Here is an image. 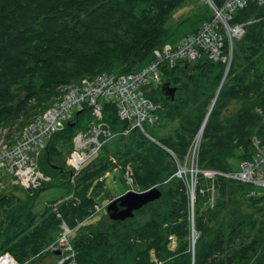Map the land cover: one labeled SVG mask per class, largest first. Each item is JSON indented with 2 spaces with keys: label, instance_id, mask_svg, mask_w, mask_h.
I'll list each match as a JSON object with an SVG mask.
<instances>
[{
  "label": "trees",
  "instance_id": "1",
  "mask_svg": "<svg viewBox=\"0 0 264 264\" xmlns=\"http://www.w3.org/2000/svg\"><path fill=\"white\" fill-rule=\"evenodd\" d=\"M186 1L192 0H0V131L5 132L4 141L12 143L14 132H21L66 87L79 84L82 78L128 74L145 67L153 51L169 43L170 29L180 25H168L170 14ZM210 1L219 6L223 0ZM230 24L240 25L243 34L232 42L226 73L224 63L206 56L172 68L161 65V86L167 83L174 88V99L167 101L161 86L149 87L145 94L159 105L158 120L147 129L161 147L139 130L125 133L127 124L118 118L114 104L103 102L104 122L111 134L119 135L100 138L104 144L98 155L73 176L71 184L69 174L54 167L66 155L63 152L72 151L76 126L92 120L89 110L79 113L74 127L66 126L49 138L43 163L61 176L68 175L63 184L70 187L73 199L35 213L14 194H0V256L8 253L18 264L30 258L27 264H46L41 253L54 241L62 220L68 227L77 226L98 202L112 199L106 181L117 168L122 182L128 172L138 192L155 187L161 197L134 211L132 218L111 221L106 215L81 227L71 242L76 264H148L150 250L164 264H264V195L244 197L252 187L221 175L202 178L195 186V206L203 198L201 192L212 186L216 196L212 209L197 217L193 250L183 246L175 257L167 251L168 234L182 227L188 215L187 188L174 176V166L165 161L164 148L179 157L184 154L190 143L187 134L195 136L218 87L217 100L202 129L200 168L233 172L231 163L252 158V139L264 144V1L248 0L234 12ZM228 51L226 42L223 52ZM230 101H239L241 106L223 116ZM173 121L179 122L176 129L170 127ZM239 147H244V154L234 156ZM110 151H114V162L106 157ZM127 187L124 191L131 188ZM34 194V190L25 192L29 200Z\"/></svg>",
  "mask_w": 264,
  "mask_h": 264
},
{
  "label": "built area",
  "instance_id": "2",
  "mask_svg": "<svg viewBox=\"0 0 264 264\" xmlns=\"http://www.w3.org/2000/svg\"><path fill=\"white\" fill-rule=\"evenodd\" d=\"M247 1L223 0L219 6L209 2L211 17L208 20L193 34L185 36L176 44L155 49L152 61L136 72L120 75L102 73L66 87L63 94L37 115L12 143H6L2 139V144L6 145L0 150V175L20 180L27 190L40 185V180L47 179L37 171V151L53 134L64 129L76 113L85 109L89 110L91 116L101 117L103 102L114 104L118 118L127 124V132L143 131L144 126L155 124L159 105L145 94L149 87L161 86V65L172 68L183 61H194L203 53L214 61H225L227 57L223 58L226 55L223 52L225 43L222 31L230 33L229 36L233 35L236 39L242 36V27L230 24V20L234 12L244 7ZM263 1L257 0L259 4ZM231 42H227L229 51L232 50ZM108 136L110 133L105 132L101 125H94L87 133L76 134L68 158L72 177L79 172L82 164L92 161L98 155L104 143L100 138ZM253 148L252 158L241 162L238 170L230 173L210 172L211 177L221 175L264 194V144L254 140ZM196 150L197 147H194L193 154ZM127 174L128 172L125 173ZM3 187V184L0 185V192Z\"/></svg>",
  "mask_w": 264,
  "mask_h": 264
},
{
  "label": "rangeland",
  "instance_id": "3",
  "mask_svg": "<svg viewBox=\"0 0 264 264\" xmlns=\"http://www.w3.org/2000/svg\"><path fill=\"white\" fill-rule=\"evenodd\" d=\"M209 2L211 1L210 0L186 1L184 2V4L180 5V7L175 9L170 14V20L168 22V25L169 26H175L177 24H180V25L173 29H170L169 33H172V36L168 40L169 43L166 44L165 46H168L174 42L176 44L178 40L184 35L187 36L188 34L194 33V31L197 30L201 26V24L204 22L203 20L204 18L209 19V17H211V7H210ZM229 34L230 33L225 32L224 30L222 31L223 43L231 42V41L233 42V40H236V38H233V35L229 36ZM231 38H233V40H231ZM232 42H231V46L233 47ZM232 55L233 53L231 50V51H228L226 56H223V58L227 57L231 61ZM201 56H206L207 59L212 62L224 63L225 73L230 67V62L227 58L224 59L225 61L221 59L214 61L213 59L209 58L204 53L201 54L199 57ZM183 62H188V61H183ZM90 78L91 77H85V78H82L81 81L84 79H90ZM219 90H220V87L217 88L215 95H213V97L210 98L208 104L206 105L205 107L206 116L209 115V113L211 112L214 102L215 100H217L215 98ZM240 106H241V102L239 101L228 102L226 106L223 108V112H224L223 116L236 112L240 108ZM91 117H92V120L90 122H89V119L87 118V121H84L76 126L78 130V131L76 130L77 134L83 133V132L87 133L90 130V128L93 127L94 125H101L102 128L105 130V132L110 133V131L108 130L107 124L104 122V118L102 117V114H101V117H97L93 115ZM204 119L199 125L200 127L198 131L195 133V136H191L190 134H187L186 139H188L190 143L187 146V149L184 152V154L181 156L183 157L182 159H180L181 157L177 156L172 150L164 148V152L168 155V158H166L165 161L168 162L171 166H174L175 168L174 176L182 180L183 184L187 188L186 189V192H187L186 210H187L188 216L185 219L186 223L185 224L182 223L183 224L182 227H179L176 232L172 234H168L169 241L167 244V251L173 254V257L177 256L176 252L179 249H181L183 246H186V250L188 251L193 250V246L197 238V233L195 232L196 224L198 222L197 217L200 215H205L206 213H208L209 209H212L211 207L213 205V200L216 196V192L212 186L209 189H207L205 192H201L202 194H204L202 196L203 197L202 199L199 198L201 202L198 203L196 206L194 204L195 202L194 191H195V186L198 184V181L201 180L202 178L212 179L211 174H210L211 171L206 170V169H201L200 165L198 164L199 155L201 151L200 145H201V142L203 141L202 131L200 133L199 131L201 128L203 129L206 123V122L204 123ZM178 125H179V122L173 121V123L170 124V127L176 129ZM27 126L28 125H26L25 127ZM150 126L152 127L153 125H150ZM147 127L149 126H144L143 131L139 130V132L142 134L144 138L149 140L151 143L154 142V144L161 147V144L157 140H155L152 136L149 135L148 130L150 128L147 129ZM14 133L13 134L15 135V137H17L20 132L19 133L14 132ZM125 133H128V132L126 131ZM113 135L115 137L116 135H119V134L112 133L110 136L107 137V139L110 140L114 138ZM4 137H5V132L4 130H1L0 131V150L2 146L6 145L5 143L2 144V139L4 140ZM116 140L117 138L113 139V141H116ZM254 140H257V139L255 138L252 139V147H253ZM46 144L44 143V146L37 151L36 164H37V171L42 176L45 175V178L47 180L45 181L40 180V185L43 182H45L42 185V187L38 185L34 188L33 187L30 188V192H32V190H34L35 192V194L33 195L34 197H32V199L29 200V198L26 197L25 192H28V193L30 192L23 186L20 180L17 179L16 181V179L11 176L0 175V185L2 184L4 185L0 194L6 193L7 191L9 193L14 194L18 198H20V200H23L24 202L28 203L27 204L28 208L32 206L33 207L32 211L35 213H43L44 209L47 206H51L55 208L61 201H67V200L73 199V192L69 191L70 187H67L63 184L65 181H67L68 175L61 176L58 172L52 171V168L46 167V165L43 163L46 159L45 150H44V148L46 147ZM194 147H197V150L193 154ZM113 152L114 151L112 152L110 151L106 157L112 158L111 160L114 162L115 154ZM235 152L236 153L234 156H239L241 154L243 155L244 147H239L238 149L235 150ZM70 154H71V150L68 153L63 152V156L65 155L64 158L62 157V160L57 163V167H54V168L57 169L58 167H61L60 171L63 174L67 172L69 174L70 183L72 184L73 177L71 176V172H70V167H69L70 164H68V158L70 157ZM90 162L91 160H88L84 164H82L79 168V171L81 168L85 167ZM113 165L115 166V163ZM231 165L233 166L234 169L236 170L239 169V164L231 163ZM114 169H117V168H114ZM114 169H113L114 172L108 175L107 181H106V186L110 192V195L112 194L113 196L112 199L116 196L122 195L125 192L124 190H126L127 185L130 186L131 188L129 189L133 191H136V192L140 191L138 186H135V184H133V177L130 176V173L124 176L125 177L124 178L125 183H124L118 178V172H117L118 170H114ZM49 187L50 189L46 191H43V190L41 192L39 191L40 188H49ZM191 192L193 193L192 200L190 199ZM258 194L264 195L262 192L258 190L251 189L250 192L249 190L248 192H244V197H250L252 195H258ZM109 201L110 200H105L103 201V203L98 202L97 203L98 205L95 206L92 214H90V216L88 218H85L82 222H79L77 226H74L72 228L68 227V225L62 220L59 224V231L53 235L54 241L50 243L42 251L41 256H40V257H43L42 260L47 258L46 264H76L74 260V251L72 250V247H71L72 240L76 237L81 227L87 224H90V223H96L97 220L107 215L105 208L108 205ZM195 213H198V215ZM57 216L60 217L59 215ZM205 219H202V220L204 221ZM209 225L213 226L214 223L212 222ZM61 241H65L68 244V248L62 249ZM57 251H60V253H57ZM5 256H8L9 258H11L13 261V264H18L17 261L8 253H3L0 256V259ZM30 259L24 262V264H27L30 261ZM147 262L148 264H164L163 261L158 260L155 250H150L148 252Z\"/></svg>",
  "mask_w": 264,
  "mask_h": 264
},
{
  "label": "water",
  "instance_id": "4",
  "mask_svg": "<svg viewBox=\"0 0 264 264\" xmlns=\"http://www.w3.org/2000/svg\"><path fill=\"white\" fill-rule=\"evenodd\" d=\"M161 92L163 97L167 101L174 99L175 89L170 87L169 84H163L161 86ZM79 113H76L74 119L67 124V127H74L77 123V117ZM208 116V115H207ZM207 116L204 119L206 122ZM202 131L200 129L199 133ZM30 192V190H28ZM161 197V192L158 188H150L146 191L136 192L131 189L125 191L122 195L117 196L109 201L106 206V214L111 221H123L127 218L134 216V211L139 210L144 205L158 200ZM190 199H193V193L191 192ZM62 249L68 248V244L65 241H61ZM60 253V251H57Z\"/></svg>",
  "mask_w": 264,
  "mask_h": 264
},
{
  "label": "bare ground",
  "instance_id": "5",
  "mask_svg": "<svg viewBox=\"0 0 264 264\" xmlns=\"http://www.w3.org/2000/svg\"><path fill=\"white\" fill-rule=\"evenodd\" d=\"M0 264H13V261L8 256H5L0 259Z\"/></svg>",
  "mask_w": 264,
  "mask_h": 264
},
{
  "label": "flooded vegetation",
  "instance_id": "6",
  "mask_svg": "<svg viewBox=\"0 0 264 264\" xmlns=\"http://www.w3.org/2000/svg\"><path fill=\"white\" fill-rule=\"evenodd\" d=\"M75 136H76V135H75ZM75 136H74V137H75ZM106 139H107V137H106ZM103 144H104V143H103Z\"/></svg>",
  "mask_w": 264,
  "mask_h": 264
},
{
  "label": "clouds",
  "instance_id": "7",
  "mask_svg": "<svg viewBox=\"0 0 264 264\" xmlns=\"http://www.w3.org/2000/svg\"><path fill=\"white\" fill-rule=\"evenodd\" d=\"M74 119V118H73Z\"/></svg>",
  "mask_w": 264,
  "mask_h": 264
}]
</instances>
